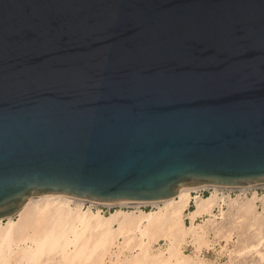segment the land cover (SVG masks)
Listing matches in <instances>:
<instances>
[{
  "label": "water",
  "instance_id": "obj_1",
  "mask_svg": "<svg viewBox=\"0 0 264 264\" xmlns=\"http://www.w3.org/2000/svg\"><path fill=\"white\" fill-rule=\"evenodd\" d=\"M254 184L264 0H0V218Z\"/></svg>",
  "mask_w": 264,
  "mask_h": 264
},
{
  "label": "rangeland",
  "instance_id": "obj_2",
  "mask_svg": "<svg viewBox=\"0 0 264 264\" xmlns=\"http://www.w3.org/2000/svg\"><path fill=\"white\" fill-rule=\"evenodd\" d=\"M255 188L257 187L254 186L248 188L246 191H242L239 189H236L234 191L230 190L233 191L231 194H229L230 192L228 191L229 189L216 190L213 188H206L205 191H200V190L192 191L190 194L189 207L187 211L191 207H195L194 203L196 202L195 200H197V198L201 196L202 197L210 196L211 192L213 193V191L215 194L218 195V201L211 211L214 214L209 212V215H207L204 221L206 224L208 218L207 225L203 224L204 222L200 223L199 226L201 229L199 228L200 231L198 235L199 237L193 239L188 238L181 242L175 241L176 246L174 247V249L179 254L178 258L176 257L169 258L171 247L173 245L170 240L165 239L163 236L160 235V233L153 236V233H155L154 228H152L153 231L151 229L146 230V235H142V233L140 232H136L135 234H127L126 232L121 231L123 229H119L120 224L119 222H116L118 220L113 219V230L108 233H103L104 237H101L102 233L100 236L99 234L100 230L96 231L94 228L91 227H90L91 229H89L88 226H85V228H83L84 225L83 227L81 224L74 225L71 224L70 220H68L69 222L66 220L64 222L66 225L63 227L62 225L60 226L62 229L59 228L58 226L60 232L59 230H57L58 233L56 232L57 233L56 238L58 235L61 236V239L60 237L59 239L57 238L58 240L56 241L58 242H56L54 249L49 251V249L47 248L48 247L47 243H45L42 249V253L38 255L39 257H41V259L38 258V256H35L33 258H29L30 260H28L27 255H19L21 254L19 252L20 247L22 248L25 246V248L31 250L28 247L32 245L31 239H33V236L37 240L40 239L39 237H41L40 235L42 233V230L47 229L48 231H50L52 225V224L50 226L47 225L49 228L45 226L46 220L43 219L45 218L47 219L49 215H47V213L44 214L40 213L38 207L33 206L31 209H29L30 211L28 210L29 212L25 211L26 212L25 214L23 213L15 217L16 220L19 219V222H21V218L24 219L22 220V224L20 223L22 225L21 231L23 230L21 234L23 235L22 236L23 238H27V243H21L20 245H17V241H14L15 243H13V251L14 253L16 252L18 258L13 253L7 254V256H5L4 254V256L2 255L3 257L0 256L1 259L0 264H60V263L61 264H104L106 257L108 256L107 252H109V254L111 253L110 255L116 256V260L114 264H154L156 263L155 261H158L156 264H183V263L185 264H264V186H258L259 188L258 192L256 191ZM175 200L176 201L174 202L176 203L178 202L179 198H176ZM221 200L223 203H221ZM220 204H224V205L220 206ZM163 205H164L163 203L160 204V206ZM71 206L75 207V204L72 203ZM216 206H219V211L214 210ZM34 207H36L37 209L36 208L34 209ZM157 207L159 208V205L153 206L150 204L141 205L137 208L133 206L129 208L117 207L116 210H114L113 208H112L113 210L110 209L111 212H109V210L108 211L105 210L106 214L99 213V211L97 210H93V211L91 209L90 210L93 214L97 215L96 216L97 218H94L95 219L94 221H97V219H105V217L108 218V216L109 218L110 217L111 218L116 217L117 219L119 218L120 221L124 217L135 218L151 210H159ZM81 209L84 211L87 210L88 208L86 206L83 207V205H81ZM35 210L36 212L37 211L38 212L36 213ZM112 213H114L116 216L114 215L113 217ZM41 214L43 216L45 214L46 215L42 218ZM73 214L74 215L76 214L75 211ZM22 215L25 218H23ZM39 215L41 216L39 217ZM185 221L186 223H189V220L187 218H185ZM6 222L7 219L0 221V227L1 226L4 227ZM68 224L69 226L71 224L70 226L71 229L68 227ZM183 224L186 225L184 222V216H183ZM74 226L75 228L72 229V227ZM27 227H29L28 230ZM64 227L66 228L63 231ZM202 229L203 232H201ZM77 230L78 231L80 230L81 234ZM205 231L207 232L205 233ZM59 233L62 234L60 235ZM202 233H204L205 235L203 239H201ZM79 234L81 235V238H79L80 236ZM206 237L209 239H206ZM104 238L105 239L107 238L106 241ZM197 238H200L199 240L201 241L198 242ZM87 239L89 240V242H86ZM65 240H67V242H65ZM64 242L67 244L69 243L68 244L69 253L67 254L66 257L61 255V253L59 252L60 244ZM144 242L149 243L151 246L150 256L143 257L133 263H130V259H132L133 257L139 254V252L141 251V244ZM86 243H88V245ZM119 243L122 245V247ZM80 246L81 248H78ZM103 246H105L106 251L104 250ZM82 247H86V248L83 249ZM120 247H121V251H119ZM55 248L57 250H55ZM80 249H83L82 252ZM93 249L95 250L94 253H93L94 251ZM154 249L156 250L154 251ZM71 250L73 251V253ZM76 250H78V252ZM91 250H93L92 251L93 254L89 253L91 252ZM88 254L91 257L88 256ZM35 258H38L39 260H35ZM2 259L4 260L7 259L10 262L7 260L3 261ZM164 259H167V261L165 262ZM16 260L18 262H16Z\"/></svg>",
  "mask_w": 264,
  "mask_h": 264
},
{
  "label": "bare ground",
  "instance_id": "obj_3",
  "mask_svg": "<svg viewBox=\"0 0 264 264\" xmlns=\"http://www.w3.org/2000/svg\"><path fill=\"white\" fill-rule=\"evenodd\" d=\"M254 186H256V187L264 186V184L234 185V186L199 185V186L193 187V188H191V189H189L187 191L179 193L177 196H175V197H173V198H171L169 200L149 201V202H136V203L102 202V201L91 200V199L89 200V199H86V198H80V197H75V196H71V195H64V194H60V195H45V196L33 197V198H30L27 201V203L25 205H23L22 208L19 211L15 212V213H12L11 215L7 216L6 218H0V221H2L4 219H7V222L4 225V227H2V226L0 227V256H2V255L4 256V254H5V256H7V254H12L13 253L18 258V255L16 254V252L14 253V251H13V243H15L14 241H17V245H20L21 243H27V238H23L22 237L23 235L21 234V232H23V230L21 231V229H22V225L21 224H22V220H24V219L21 218V222H19V219L16 220L15 217L17 215H21L23 213L25 214L26 213L25 211H28L33 206H36V207H38V210L40 211V213H42V214L47 213V215H49V217H48L49 219L48 218L47 219L46 218L43 219V220H46L45 221L46 222L45 226H47V225L50 226L51 224L52 225H51L50 231H48L47 229L43 228L44 230H42V233L40 232L41 235L39 234L41 236V237H39L40 239L37 240L33 236V239H31L32 245L30 247H28L31 250H28L27 248H25V246L22 247L23 249L19 246L20 247V251L19 252L21 253L19 255H27L28 260H30L29 258H33L35 256L40 255L42 253V249H43L45 243H47V246H48L47 248L49 249V251L54 249V247L56 245V242H58L56 240H58L59 237L61 239V236H58V235H57L58 239L56 238V234L58 233L57 230H59L58 226H59V228H61L60 227L61 225H62V227L65 226L66 224L64 222L66 220L67 221L70 220L71 224H74V225L75 224H81L82 227L84 225L83 228H85V226H88L89 229L94 228L96 231L100 230V233H99L100 236H101V233H102L101 237H104L103 233H108V232L113 230V219L118 220L116 222H119V224H120V228L119 229H123L121 231L126 232L127 234H135L136 232H140V233H142V235H146V230H148V229L152 230V228H154L155 233H153V236L157 235L158 233H160V235L163 236L165 239H168V240L171 241L173 246L171 247L169 258H172V257L178 258L179 254L174 249V247L176 246L175 245L176 244L175 241L181 242V241H184V240H186L188 238L193 239V238L199 237L198 235H199V232H200L199 231V228H200L199 225L200 224L198 222H196V224L191 223V225H184L183 224V216H184V213L187 212V209L189 207V198H190V194H191L192 191L203 190V189H206V188H213V189H216V190H218V189H222V190L229 189L228 191H230V190L234 191L236 189H239V190H242V191H246L248 188H251V187H254ZM176 198H179V200H178V202L175 203L174 201H176L175 200ZM195 201H196L194 203L195 204V208H194L195 211L193 212V210H191L192 211L191 218H194L196 215L198 216V214H202L204 212L213 213L211 211H212L213 207L215 206V204L218 201V195L215 194L214 191H213V193L211 192L210 196H207V197H202L201 196V197L197 198V200H195ZM234 202H235V200H234ZM72 203L75 204V207L71 206ZM161 203H163L165 205V207H164V205L160 206ZM100 204L107 205L108 207H113L114 210H116L117 207H121L122 208V207H131V206H133V207L137 208V207H139L141 205L150 204V205H153V206L159 205V208L157 207L159 210H151V211L146 212L145 214H141L140 216L135 217V218H132V217H127L126 218V217H124L125 219L122 218V220H120V221H119V218L117 219L116 217H114V215L116 214V212H115V214L112 213V216L114 218H111V217L109 218V216H108V218L105 217V219H97V221H94L95 220L94 218H97L96 217L97 215L93 214L91 212V210L92 211L93 210H97V211H99V213L106 214L104 211H102L101 207H99ZM81 205H83V207L86 206L88 209L83 211L81 209ZM36 207H34V209ZM74 208H76V209H74ZM34 209H32V210H34ZM113 209H111V210H113ZM111 210L109 212H111ZM74 211L76 213L75 215L73 214ZM35 212H36V210H35ZM128 214H130V213H128ZM41 215H39V217ZM44 216L42 215V218ZM22 217H23V215H22ZM23 218H25V217H23ZM206 222L208 223V218H207ZM207 223L205 224V222H204L203 224L207 225ZM71 224H70V226H71ZM70 226L68 224L69 228H70ZM124 226L126 227V229H125ZM65 228L66 227H64L63 231L65 230ZM73 228H75V226L72 227V229ZM28 229H29V227H27V230ZM59 232H60V230H59ZM78 232H80V230ZM201 232H203V229H202ZM206 232L207 231H205V233ZM73 233H74V231H73ZM80 234H81V232H80ZM203 235H204V233H202L201 239H203V237H205V235L204 236ZM206 235H208V234H206ZM79 238H81V235L79 236ZM106 239H105V241H106ZM197 239H198V242L201 241V240H199L200 238H197ZM206 239H209V238L206 237ZM65 242H67V240H65ZM65 242L60 244L59 252L61 253V255L66 257L67 254L69 253V248H68L69 247V245H68L69 243L67 244ZM68 242H69V240H68ZM86 242H89V240L87 239ZM107 243H108V240H107ZM57 244H59V243H57ZM86 244L88 245V243H86ZM76 245H77V242H76ZM87 245H86V247H87ZM105 246H103V247H104V250L106 251ZM86 247H82V248L84 249ZM121 247H122V245H121ZM121 247H120L119 251H121ZM78 248H81V246L78 247ZM91 248H93V247H91ZM83 249H80L81 252H82ZM90 249H88V250H90ZM156 249H154V251ZM198 249H200V248H198ZM55 250H57V249L55 248ZM78 250H76V251L78 252ZM93 250H91V252H89V253H92ZM15 251H17V250H15ZM76 251H75V253H76ZM111 251H113V250H111ZM94 252H95V250L93 251V253ZM150 252H151L150 244L146 243V242L142 243L141 244V251L139 252L138 255H136L135 257L130 259V263H133V262H135V261H137V260H139V259H141L143 257L150 256V254H151ZM72 253H73V251H72ZM107 254L109 255V252H107ZM77 255H78V253H77ZM88 256H90V255L88 254ZM38 258L41 259V257H39V256H38ZM38 258H35V260H39ZM166 258H168V257H166ZM4 259H2V260L3 261L7 260V259L6 260H4ZM98 259H99V256H98ZM164 260H165V262L167 261V259H164ZM0 261H1V259H0ZM7 261H9V260H7ZM16 262H18V261L16 260ZM155 262L157 263L158 261H155ZM156 263H154V264H156ZM183 264H185V263H183Z\"/></svg>",
  "mask_w": 264,
  "mask_h": 264
},
{
  "label": "built area",
  "instance_id": "obj_4",
  "mask_svg": "<svg viewBox=\"0 0 264 264\" xmlns=\"http://www.w3.org/2000/svg\"><path fill=\"white\" fill-rule=\"evenodd\" d=\"M256 189V191L258 192V187L257 188H255ZM200 191H205V189H203V190H200ZM233 191H230L229 192V194H231ZM249 193V192H248ZM247 193V194H248ZM221 203H222V201H221ZM224 204H220V206H223ZM99 207H101V209H102V211H104L105 212V210H109L110 211V209H112L113 207H108L107 205H103V204H100L99 205ZM143 207H145V206H143ZM127 208H129V207H127ZM214 210H217V211H219V206H216L215 208H214ZM115 260H116V256L115 255H108L107 257H106V260H105V263L104 264H114V262H115Z\"/></svg>",
  "mask_w": 264,
  "mask_h": 264
},
{
  "label": "crops",
  "instance_id": "obj_5",
  "mask_svg": "<svg viewBox=\"0 0 264 264\" xmlns=\"http://www.w3.org/2000/svg\"><path fill=\"white\" fill-rule=\"evenodd\" d=\"M195 206V205H194ZM195 208V207H194ZM195 211V209H193V212ZM190 212V213H189ZM189 213V214H188ZM191 213H192V211L189 209L186 213H185V215H184V222H185V224L187 225V224H189V225H191V223H193V224H196V222H198L199 224L201 223V222H204L205 221V218L207 217V215H209V213H206V212H204V213H202V214H198V216L196 215L194 218H191ZM185 218H187L188 220H189V223H186V221H185ZM191 218V219H190ZM195 219V220H194ZM199 220H201V221H199ZM197 223V224H198Z\"/></svg>",
  "mask_w": 264,
  "mask_h": 264
},
{
  "label": "trees",
  "instance_id": "obj_6",
  "mask_svg": "<svg viewBox=\"0 0 264 264\" xmlns=\"http://www.w3.org/2000/svg\"><path fill=\"white\" fill-rule=\"evenodd\" d=\"M193 209H194V207H191V208H190V210H193Z\"/></svg>",
  "mask_w": 264,
  "mask_h": 264
}]
</instances>
